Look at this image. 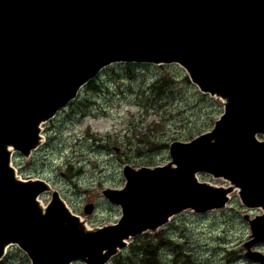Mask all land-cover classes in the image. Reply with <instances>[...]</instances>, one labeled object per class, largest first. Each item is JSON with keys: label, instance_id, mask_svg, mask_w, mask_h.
<instances>
[{"label": "water", "instance_id": "95a60500", "mask_svg": "<svg viewBox=\"0 0 264 264\" xmlns=\"http://www.w3.org/2000/svg\"><path fill=\"white\" fill-rule=\"evenodd\" d=\"M119 62L179 64L224 113L212 130L172 142L168 164H125V187L102 190L122 217L90 228L48 181L22 179L12 155L29 158L44 142L41 125ZM236 189L247 208L264 210V0H0V261L17 245L31 264H108L179 213L224 209ZM245 219V255L264 264L253 250L264 213Z\"/></svg>", "mask_w": 264, "mask_h": 264}, {"label": "rangeland", "instance_id": "374dc122", "mask_svg": "<svg viewBox=\"0 0 264 264\" xmlns=\"http://www.w3.org/2000/svg\"><path fill=\"white\" fill-rule=\"evenodd\" d=\"M94 85L97 90L85 86L72 103L43 124L44 143L30 158L19 152L12 157L23 179L48 181L90 228L120 219L121 208L110 203L102 190L125 187V164L166 165L172 142L189 141L211 130L224 112L222 101L201 92L179 64L114 63L101 71ZM197 177L228 185L208 173ZM51 198L50 192L40 196L43 205ZM89 203L95 205L92 214L84 212ZM260 213L245 207L235 190L225 209L178 214L158 233L131 239L108 264H142L148 245L155 246L163 264H258L245 257L244 244L251 234L245 215ZM255 249L264 252V245ZM0 264L31 261L12 245Z\"/></svg>", "mask_w": 264, "mask_h": 264}, {"label": "trees", "instance_id": "16d2710c", "mask_svg": "<svg viewBox=\"0 0 264 264\" xmlns=\"http://www.w3.org/2000/svg\"><path fill=\"white\" fill-rule=\"evenodd\" d=\"M93 90H97V86L94 85V81H91L88 84ZM150 143V140L148 139ZM142 264H163L161 260V256L155 246L148 245L144 248V252L142 255Z\"/></svg>", "mask_w": 264, "mask_h": 264}, {"label": "flooded vegetation", "instance_id": "af4514ba", "mask_svg": "<svg viewBox=\"0 0 264 264\" xmlns=\"http://www.w3.org/2000/svg\"><path fill=\"white\" fill-rule=\"evenodd\" d=\"M261 245H264V244H261ZM264 253V252H263Z\"/></svg>", "mask_w": 264, "mask_h": 264}, {"label": "bare ground", "instance_id": "6f19581e", "mask_svg": "<svg viewBox=\"0 0 264 264\" xmlns=\"http://www.w3.org/2000/svg\"><path fill=\"white\" fill-rule=\"evenodd\" d=\"M42 202V201H41ZM43 203V202H42Z\"/></svg>", "mask_w": 264, "mask_h": 264}]
</instances>
